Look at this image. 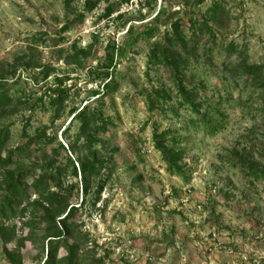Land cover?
I'll list each match as a JSON object with an SVG mask.
<instances>
[{
	"label": "rangeland",
	"instance_id": "1",
	"mask_svg": "<svg viewBox=\"0 0 264 264\" xmlns=\"http://www.w3.org/2000/svg\"><path fill=\"white\" fill-rule=\"evenodd\" d=\"M86 1L0 0V91L10 99L0 158L30 139L9 170L59 175L51 191L77 208L73 264H264V0H90L85 12ZM173 24L185 43L170 51L175 70L151 57ZM109 62L115 89L93 101ZM87 102L91 142L78 139L79 121L68 124ZM156 140L178 151L183 177L167 172ZM68 158L93 160L87 193ZM23 184L22 206L38 204ZM27 210L0 219V264L44 263L52 225L39 205ZM65 256L59 248L58 264Z\"/></svg>",
	"mask_w": 264,
	"mask_h": 264
},
{
	"label": "trees",
	"instance_id": "2",
	"mask_svg": "<svg viewBox=\"0 0 264 264\" xmlns=\"http://www.w3.org/2000/svg\"><path fill=\"white\" fill-rule=\"evenodd\" d=\"M73 0H64V3L66 6L70 4ZM85 12H90L94 7V2H91L90 0H87L85 3ZM159 14L160 12H157L154 16V21L157 22L159 20ZM81 17V16H79ZM178 26L177 24L172 25L171 30V37H168L166 48L160 47L159 44H155L153 50L151 51V57L152 60H155L156 62L160 60H163L164 63L169 64L172 67V70H175L176 64L172 62L171 53H176V50H174L173 47L181 46L182 48L185 47L184 39L183 37L178 33ZM149 33H151V30H149ZM103 74L100 78H103V83L101 85V88L91 92L92 97L94 98L93 101H96L100 97H104L107 95V93L114 91L115 85L114 81L112 80V70L111 69V62H109V65H106L104 67ZM177 75L178 72L176 71ZM175 74V73H174ZM1 81H5V78H0ZM59 87L56 90V96L50 101L52 105L60 106L63 97H65L67 90L65 88H61L62 86L59 84ZM178 89L181 94L185 97L184 88H182L181 83L178 85ZM187 99V98H185ZM10 99L8 94H6L5 91H0V117H2L5 114L6 107L8 106ZM88 102L82 107L80 110H70L69 113L72 116L71 120L68 124L72 122V120H77L80 122L79 125V136L82 137L83 135H87V140L89 142L95 141L94 140V134L90 132H85L87 129L86 124L84 121L87 119V108L86 105ZM53 107V106H52ZM195 112H198L196 108L194 109ZM57 111V110H56ZM101 116V117H99ZM99 126L101 127V131H105L106 127V121L103 120V115L100 113L97 115ZM206 123H209L207 120ZM212 131H215L216 128H214L213 125L210 126ZM66 129V128H65ZM85 132V133H84ZM27 143L24 144V146H18L17 148L7 152L3 159L0 158V170L3 169L5 172L3 173V178L1 179L0 189L2 190V195L0 197V219H5L6 221L14 220L15 218L24 219L25 215L27 214L28 207L34 208L36 205H39L43 211H46L47 214L43 216V220H46L50 223L51 228L49 230L48 236V250L47 255L45 258V261L43 264H58L57 259V251L59 248H64L66 252V256L63 258L64 264H73L75 259V247L68 246L66 244V238L72 237L73 231L71 230L70 224H67L69 221L71 215H73L74 212H76L75 207L68 205L62 206V202H59V194L56 192L51 191V182L55 186H59V175L55 174L54 172L50 171V167L48 165H40V166H34L32 165L31 168L23 169V170H9V166L13 163V159L16 154H19L20 152L25 151L28 148L29 143L31 142L30 139H27ZM7 141V131L6 130H0V156L2 155L3 149L6 145ZM77 141V138L75 140V143ZM157 141V149L160 152V155L165 163L166 170L169 174L175 175V176H181L183 177V173L181 172V168L178 166V161L180 159V154L178 151L171 150L170 148H167L164 144H161V142ZM59 148L64 151V147L59 144ZM69 153L73 151L72 146L69 144ZM93 160L96 158V155H93ZM93 160L87 159V160H78L79 164H74L73 160L71 158H68V162L71 165L72 174L74 178L79 177V184L81 188V192L87 193L89 190V178L92 173H94L95 170V164ZM83 161V162H81ZM37 171H40L38 173ZM263 169H253L251 174L254 176H258ZM38 173V174H37ZM27 179L31 180V187L32 190L35 192L37 196V203L38 204H32L28 205V207L22 206L23 202H28L30 199V195L27 194L26 189L24 188L25 185L23 182H25ZM103 186V181H100L97 187V196L101 192ZM96 196V197H97ZM98 198H96L95 201H97ZM60 200V199H59ZM61 201V200H60ZM65 200L63 201V203ZM61 204V205H60ZM22 206V208L19 210V207ZM55 208L54 210V218L59 214L58 220L54 221V219L50 218V215L48 213L52 210V208ZM50 214V213H49ZM48 215V216H47ZM6 229L3 227V225H0V230ZM13 264H21V262L18 260V262H13Z\"/></svg>",
	"mask_w": 264,
	"mask_h": 264
}]
</instances>
